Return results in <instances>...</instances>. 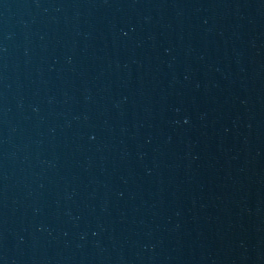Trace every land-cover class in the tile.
<instances>
[{
  "label": "water",
  "instance_id": "water-1",
  "mask_svg": "<svg viewBox=\"0 0 264 264\" xmlns=\"http://www.w3.org/2000/svg\"><path fill=\"white\" fill-rule=\"evenodd\" d=\"M0 264H264V0H0Z\"/></svg>",
  "mask_w": 264,
  "mask_h": 264
}]
</instances>
